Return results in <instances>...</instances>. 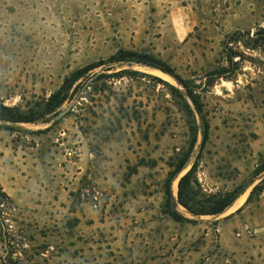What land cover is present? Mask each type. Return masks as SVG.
Returning a JSON list of instances; mask_svg holds the SVG:
<instances>
[{"label":"rangeland","instance_id":"obj_1","mask_svg":"<svg viewBox=\"0 0 264 264\" xmlns=\"http://www.w3.org/2000/svg\"><path fill=\"white\" fill-rule=\"evenodd\" d=\"M89 67L53 113L0 121V264H264V0H0V104L36 109ZM194 128L175 200L193 165L205 193L245 199L177 204L178 223L165 183Z\"/></svg>","mask_w":264,"mask_h":264},{"label":"trees","instance_id":"obj_2","mask_svg":"<svg viewBox=\"0 0 264 264\" xmlns=\"http://www.w3.org/2000/svg\"><path fill=\"white\" fill-rule=\"evenodd\" d=\"M235 57H240L239 54H235ZM112 62H134L141 64L143 66H148L151 68L159 69L162 72L171 75L178 79L179 83L183 85L186 89L185 82L176 76L173 70L164 64L163 62L157 60L154 56L147 53H140L135 51L120 50L117 54L112 56ZM92 67V66H91ZM84 68L73 73L68 77L63 86L53 94L44 105H40L36 109L22 110L18 107H8L3 104H0V121L12 122V123H35L45 116L53 113L56 109L61 107L64 102L69 97V92L72 89L73 85L81 78L85 73L92 69ZM189 98L198 107L196 96L192 92H188ZM188 108V104H187ZM189 109V108H188ZM199 109V108H198ZM200 111V109H199ZM205 139L207 135V130L204 132ZM197 141V129L194 128L193 140L190 144V148L187 152H183L182 155L178 158L176 164H170V167L173 170L169 173V177L165 183V201L162 206V212L164 215L170 217L175 222L184 223L190 222L181 212L177 209V204L181 205L185 210L194 216H214L223 213L226 211L237 198L244 192L242 187L236 188L233 191L226 193H217V194H207L204 192L197 176L195 175L196 165H193L192 168L183 176L179 178L178 182V193L177 201L172 195L171 183L174 179L178 178L183 172V169L188 162L191 153L194 149V146ZM264 173V161L258 166L255 171L256 176ZM264 180L261 184L256 186L248 199L250 202L255 196L259 195L263 189ZM1 196L10 203L12 206L11 198L0 188ZM3 201L0 200V206L3 205Z\"/></svg>","mask_w":264,"mask_h":264},{"label":"bare ground","instance_id":"obj_3","mask_svg":"<svg viewBox=\"0 0 264 264\" xmlns=\"http://www.w3.org/2000/svg\"><path fill=\"white\" fill-rule=\"evenodd\" d=\"M157 73H159V72H157ZM244 199H245V195H244V196H242V197H240V198L237 200V202L235 203V205H237L238 203H241V202H243V201H244Z\"/></svg>","mask_w":264,"mask_h":264}]
</instances>
